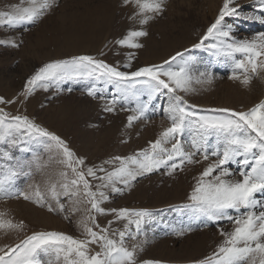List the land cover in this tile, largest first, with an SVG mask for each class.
I'll return each instance as SVG.
<instances>
[{
	"label": "rangeland",
	"instance_id": "rangeland-1",
	"mask_svg": "<svg viewBox=\"0 0 264 264\" xmlns=\"http://www.w3.org/2000/svg\"><path fill=\"white\" fill-rule=\"evenodd\" d=\"M239 2L242 5L240 16L225 17L224 23L232 26L231 35L235 39L252 40L264 32V23L244 17L262 14L258 0ZM57 3L54 10L35 24H22L15 28L0 25V97L5 100H17L19 97L16 103L0 104V108L11 115H26L61 137L89 165H101L114 156H131L148 149L150 142L160 138V134L171 126L165 112L168 95L154 96L145 117L134 121L132 126L128 125L127 117L136 113L121 110L119 104L114 112L104 111L107 99L116 90L114 85L103 81L66 79L58 87L53 85L47 91L37 88L30 96H23L27 80L49 62L91 55L118 66L121 71H135L148 65H163L177 52H182L191 59L192 80L188 85L190 90L177 95L193 106L190 110L210 115L214 114L212 110L248 111L264 103V72L245 85L242 73L238 72L239 80L229 78L234 68L231 56L206 48H193L219 15L223 0H165L163 14L150 19L146 25L140 23L139 16L133 18L136 10L131 5L124 6L123 0H57ZM18 4L20 0H0V11L10 10L11 6ZM195 22L202 24L203 33L198 31ZM138 30L148 33L134 39L143 47L132 49L117 44L130 31ZM211 42L205 41V44ZM12 43L19 46L13 47ZM129 53H134V58L131 68H125L123 65L128 63ZM235 59H244V56L236 53ZM178 61L179 58L172 61L174 68ZM93 84L103 90L105 99L87 94V89ZM137 90L139 102H148L141 86L137 85ZM136 103V97L130 95L125 106L131 109ZM193 138L199 139L195 128L184 134L186 151H192L190 142ZM40 141L33 140L19 146L0 144V180L15 171L17 175L10 181L12 189L33 199L37 188L48 196L49 186L58 184L61 180L59 174L66 171L60 162L61 155L54 148L48 149L46 138H40ZM208 143H216L214 135L209 137ZM5 152L11 158L5 156ZM215 159L210 156L203 160L197 155L194 160L200 163L185 164L182 171L178 170L171 176L158 171L139 178L131 188L116 185L123 188L120 193L104 189L108 200L101 207L106 210L146 209L153 214L151 220L146 218L141 224V234L137 238L142 248L139 259L155 260L160 264H204L205 259L223 243L220 229L225 232L233 230L234 225L229 221H222L219 225L209 222L204 227L194 221L191 213L183 207L191 203L188 197L196 178ZM229 167L233 171L230 178L239 179L238 166L233 164ZM67 171L71 177L70 170ZM90 179L93 184L97 183ZM48 202L56 207L55 201L49 198ZM61 203H65V211L50 212L46 206L41 207L22 196L7 198L0 194V213L4 218L13 223L22 221L25 225L23 231L0 229V247L15 245L34 232H60L83 239L80 220L87 214L83 210L90 206L81 203L78 205L81 211L72 212V205L63 197ZM92 215L101 226H108V222L114 220L110 211L106 215L94 212ZM125 223L127 221L121 220L111 227L123 230ZM189 225L192 231L184 235L175 234ZM132 229L135 231L134 225ZM127 243L131 246L133 241ZM91 248L99 250L95 245ZM54 264L63 262L54 260Z\"/></svg>",
	"mask_w": 264,
	"mask_h": 264
},
{
	"label": "snow or ice",
	"instance_id": "snow-or-ice-1",
	"mask_svg": "<svg viewBox=\"0 0 264 264\" xmlns=\"http://www.w3.org/2000/svg\"><path fill=\"white\" fill-rule=\"evenodd\" d=\"M258 3L262 14L248 15L244 19L264 23V0H258ZM123 4L133 6L136 10L133 18L139 16L140 23L145 25L165 10V0H123ZM57 6V0H20V4L11 6L10 10L0 11V25L15 28L22 24H35ZM241 7L239 0H223L219 15L193 48H206L231 56L234 68L229 78L239 80L238 72L242 73V83L247 85L254 76L264 72V32L252 40H237L231 35L232 26L224 23L225 17L240 16ZM147 34L143 30L130 31L117 44L139 49L143 45L134 42V39ZM209 40L213 42L205 44ZM12 46L19 45L12 43ZM236 53L243 54L244 59L236 60ZM128 55L129 61L123 65L125 68H131L134 58V53ZM177 58L179 61L174 68L172 61H177ZM191 72V59L182 52H177L163 65H148L135 71H121L118 66L94 56L80 55L49 62L27 80L22 93L25 97L37 88L47 91L53 85L58 87L66 79L91 78L112 84L116 91L107 99L104 111L114 112L119 104L121 110L136 113L127 117L129 126L145 117L154 96L168 95L165 112L171 126L160 134V138L150 142L146 150L131 156H114L101 165H89L61 137L42 128L26 115H11L0 108V144L27 145L33 140L41 142L40 138H46L48 149L54 148L61 155L60 162L66 169L59 174L61 180L58 184L49 186L48 196L39 188L34 192V199L24 192L13 190L10 181L17 175L15 171L0 180V194L7 198L22 196L41 207L46 206L50 212L66 210L65 203H61L62 197L72 205V212L81 211L78 207L81 203L90 206L83 210L87 214L80 220L83 239L60 232H34L15 245L0 247V264H54V260H62L63 264H160L155 260L139 259L142 248L137 238L141 234V224L146 218L151 220L153 214L146 209L106 210L101 207L108 200L104 189L120 193L123 188L116 185L131 188L139 178L158 171L171 176L178 170L182 171L185 164L200 163L194 160L197 155L203 160H208L210 156L216 159L196 178L188 197L191 203L183 207L191 213L194 221L204 227L209 222L219 225L222 221L234 225L231 232L220 229L223 243L205 259L204 264H264V103L248 111L218 109L212 110L214 114H199L190 110L193 106L177 95L190 90ZM137 85L148 96V102H139ZM102 92L95 84L87 89L89 96L105 99ZM130 95L137 99L131 109L125 106ZM17 100L0 97V104H12ZM193 128L197 130L199 139L193 138L190 142L192 151H186L183 137L187 130ZM212 135L215 136V144L208 143ZM4 155L9 156V153ZM233 164L238 166L239 179L230 178L233 171L229 165ZM67 170H70L71 177ZM90 178L97 183L93 184ZM49 198L55 201L56 207L48 202ZM109 211L114 220L109 221L108 226H101L92 215L93 212L106 215ZM121 220L127 221L123 230L111 227ZM24 228L22 221L13 223L0 213V229L23 231ZM192 230L189 225L175 234L184 235ZM127 241H133L131 246ZM92 245L99 250L93 251Z\"/></svg>",
	"mask_w": 264,
	"mask_h": 264
},
{
	"label": "bare ground",
	"instance_id": "bare-ground-1",
	"mask_svg": "<svg viewBox=\"0 0 264 264\" xmlns=\"http://www.w3.org/2000/svg\"><path fill=\"white\" fill-rule=\"evenodd\" d=\"M190 14H191V13H190ZM185 16H186V15H185ZM189 17H190V16H189ZM194 21H195V20H194ZM195 23H196V22H195ZM196 24H198V23H196ZM199 25H200V26H199ZM201 25H202V24L199 23V24H198V28H197L198 31H200V32H201V30H202V29L200 28ZM195 28H196V27H195ZM193 29H194V28H193ZM186 31H188V30H186ZM187 33H188V32H187ZM193 33H194V32H193ZM201 33H203V32H201Z\"/></svg>",
	"mask_w": 264,
	"mask_h": 264
}]
</instances>
